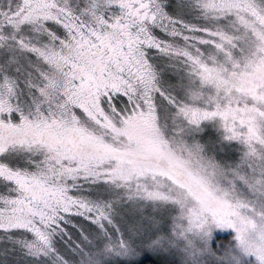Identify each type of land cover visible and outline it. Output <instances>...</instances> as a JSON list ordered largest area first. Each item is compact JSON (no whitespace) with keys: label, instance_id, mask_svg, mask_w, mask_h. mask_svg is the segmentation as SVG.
I'll return each mask as SVG.
<instances>
[{"label":"snow or ice","instance_id":"1","mask_svg":"<svg viewBox=\"0 0 264 264\" xmlns=\"http://www.w3.org/2000/svg\"><path fill=\"white\" fill-rule=\"evenodd\" d=\"M143 247L264 264V0H0V264Z\"/></svg>","mask_w":264,"mask_h":264},{"label":"rangeland","instance_id":"2","mask_svg":"<svg viewBox=\"0 0 264 264\" xmlns=\"http://www.w3.org/2000/svg\"><path fill=\"white\" fill-rule=\"evenodd\" d=\"M235 235L231 228H216L213 233V246L216 247L222 242L230 240ZM139 255L132 257L133 264L139 263L141 260L148 258L157 264H182L181 257L174 250L167 251L163 249L153 250L147 247L139 249ZM104 264H113V258L104 259Z\"/></svg>","mask_w":264,"mask_h":264},{"label":"trees","instance_id":"3","mask_svg":"<svg viewBox=\"0 0 264 264\" xmlns=\"http://www.w3.org/2000/svg\"><path fill=\"white\" fill-rule=\"evenodd\" d=\"M137 264H157L154 261H152L151 259L145 258L143 260H141L139 263Z\"/></svg>","mask_w":264,"mask_h":264}]
</instances>
